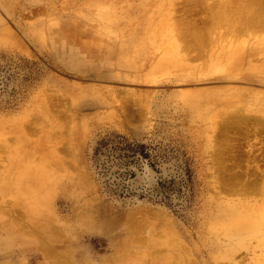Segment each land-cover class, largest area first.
<instances>
[{
  "label": "rangeland",
  "instance_id": "374dc122",
  "mask_svg": "<svg viewBox=\"0 0 264 264\" xmlns=\"http://www.w3.org/2000/svg\"><path fill=\"white\" fill-rule=\"evenodd\" d=\"M261 21L264 0H0V264H264V211L240 227L264 191L224 186L264 178Z\"/></svg>",
  "mask_w": 264,
  "mask_h": 264
},
{
  "label": "bare ground",
  "instance_id": "6f19581e",
  "mask_svg": "<svg viewBox=\"0 0 264 264\" xmlns=\"http://www.w3.org/2000/svg\"><path fill=\"white\" fill-rule=\"evenodd\" d=\"M203 16V15H202ZM248 24V23H247ZM256 27H258V28H262V27H264V21L262 22H258V23H256V24H254ZM196 28V27H195ZM197 31V30H196ZM199 33V32H198ZM244 36V35H243ZM260 38V37H259ZM224 39V38H223ZM243 45V44H242ZM254 51V50H253ZM202 53V52H201ZM239 53V52H238ZM177 54V53H176ZM199 55V54H198ZM202 55H204V54H202ZM230 55V54H229ZM230 66V65H229ZM236 66V65H235ZM240 111H241V109H239ZM243 111V110H242ZM235 114V113H234ZM239 114V113H238ZM236 115V114H235ZM237 116H239V115H237ZM236 116V117H237ZM246 121V120H245ZM231 127V126H230ZM28 129V128H27ZM226 166V165H225ZM222 167H224V166H222ZM224 169V168H223ZM256 170H260L259 169V167H256ZM243 171V170H242ZM232 176H231V179H229V180H227L226 182H224V186L226 187V188H229V189H231V190H233L234 189V187H236L238 190V192H241L242 193V191H243V193L245 192V193H250V192H252V191H254L255 189H257V190H260V191H264V178H260L259 179V181H257V180H255V179H253V178H251V177H242V173H241V175H238V174H236V173H233V174H231ZM242 178V179H241ZM238 184V185H237ZM238 187H237V186ZM233 188V189H232ZM233 191H235V190H233ZM244 209H246V211H245V213H247V212H250V214H251V216H250V218H249V220H246L243 224H241L240 225V227H241V229H243L244 228V231H247V230H250V228H252V227H254L255 226V224L253 223H251V217H255V215H257L258 213H261V211H264V204L263 203H261L260 205H258V206H256V207H254V206H251V207H247L246 205H244ZM263 213V212H262ZM253 214V215H252ZM127 222V221H126ZM50 230V234L48 235L47 233L46 234H42L41 233V231H42V229L40 228V233H35L36 234V238H37V240L39 241V245L40 246H42V247H44V245H46L47 243H50V242H52V237H54L52 234H51V232H52V230L51 229H49ZM48 230V231H49ZM30 233H32V231H30ZM55 232L53 231V234H54ZM134 233V232H133ZM42 235V236H41ZM56 238V237H55ZM44 248H46V247H44ZM44 248H41V249H44ZM51 250H53V249H51ZM50 250V247L48 248H46V252H45V256H46V259H47V257L48 256H50L51 255V253L53 252V251H51ZM67 250V249H66ZM62 252V251H61ZM56 254H58V253H56ZM64 255H66V254H64ZM56 256V255H55ZM54 257V256H53ZM58 258V257H57ZM61 260V259H60ZM51 263V262H50ZM67 263V262H66Z\"/></svg>",
  "mask_w": 264,
  "mask_h": 264
}]
</instances>
